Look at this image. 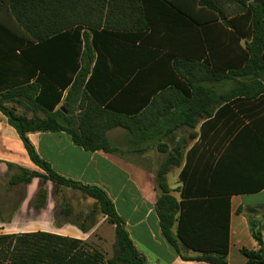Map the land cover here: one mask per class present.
<instances>
[{"label": "trees", "instance_id": "16d2710c", "mask_svg": "<svg viewBox=\"0 0 264 264\" xmlns=\"http://www.w3.org/2000/svg\"><path fill=\"white\" fill-rule=\"evenodd\" d=\"M57 2L61 4L60 0ZM52 4L50 0H9L7 6H3L5 13L25 30L29 42L51 38L68 44L66 82L58 81L65 73L61 75L57 68L54 75L55 69L49 67L47 61L46 65L37 66L43 75H27L24 81H10L0 88V111L17 131L31 161L45 172L20 168V173L10 177L8 182L27 185L38 177L43 183L53 182L56 190L69 186L94 199L88 214L74 224L87 231L94 224L96 213L104 215L114 226L112 253L106 258L80 239L42 231L0 234V264H145V257L133 245L106 191L53 171L38 155L27 135L37 131H64L84 150L113 153L116 148L106 132L114 127L141 136L146 125L144 117L156 114L159 124L149 122L146 126L152 124L158 134L163 130L162 125L169 124L164 130L167 135L181 126L194 128L199 119L209 117L216 106L235 96L254 98L264 93V0H91L90 7L95 9L90 11V16L76 11L65 14L61 10H50ZM120 5L132 9L136 24L131 27L138 33L108 30L113 29L111 13ZM151 5L162 16L167 9L184 17L187 28L184 53L168 52L157 57V52L144 45L120 44L117 37L134 41L142 29L147 28L146 10ZM168 20V37L173 38L172 22L176 21L170 16ZM191 23L202 28L200 45L198 34L189 30ZM209 24L212 29L206 30ZM81 25L85 26L82 31ZM0 29L9 33L2 19ZM64 52L63 49L62 55ZM135 72V75L147 73L160 79L148 106L156 98L171 95L172 111L152 113L147 106L132 114L116 110L117 99L134 85V81H127V76ZM169 73L174 75L171 78L174 81L167 82ZM116 75H122L121 79ZM31 78L34 79L30 81ZM176 78L183 83L175 82ZM226 79H234L235 85L220 91V84ZM115 92L120 94L115 96ZM9 104L22 106L30 115L16 112ZM133 121L140 135L132 130ZM177 156L178 149H172L155 172V187L159 193L154 208L160 231L177 253L180 254L183 247L198 252L195 259L226 264L227 200H177L166 181L170 167L178 163ZM45 200L46 190L40 186L32 205L41 208ZM240 211L238 208L237 212ZM251 235L257 247L243 251L247 257L245 264H264L260 229L251 228Z\"/></svg>", "mask_w": 264, "mask_h": 264}, {"label": "crops", "instance_id": "0c3cea01", "mask_svg": "<svg viewBox=\"0 0 264 264\" xmlns=\"http://www.w3.org/2000/svg\"><path fill=\"white\" fill-rule=\"evenodd\" d=\"M50 1L53 2L50 10H61L65 14L76 11L82 16H90V11L95 9L90 7L91 0H60L61 4L58 0ZM8 2L0 0V19L9 31L7 33L0 29V76L6 75L0 78V88L10 81H24L27 75H43L38 67L46 65L47 61L49 67L55 69L54 75L57 68L61 75L65 73L58 81L66 82L68 44L64 40L51 38L29 42L25 30L10 14L5 13L3 6H7ZM146 14L148 25L142 29L139 38L131 41L127 37H117L120 44L144 45L157 52V57L168 52L176 55L184 53L182 49L185 47L187 30L184 17L167 9L162 16L152 5L148 6ZM169 16L176 21L172 22L175 31L173 38L168 37L169 29L166 28L170 26ZM110 18L113 29L108 30L138 33L131 27L136 20L129 6L116 7ZM80 28L82 31L85 26L81 25ZM205 28L211 30L212 25ZM189 30L194 35L198 34L197 42L200 45L202 28L191 23ZM240 43L242 45V41ZM63 49L64 55L61 53ZM135 74L127 76V81H134V85L117 99L116 110L132 114L147 106L152 113L172 111L171 95L156 98L148 106L160 79L147 73ZM171 74L166 76L167 82L174 81ZM116 76L118 79L122 77ZM234 79L224 80L220 84V91L232 88ZM176 80L183 83L181 79ZM118 94L114 93L115 96ZM155 115L144 117L146 125L149 122L159 124V118ZM146 125L141 136H134L122 127L108 130L107 137L116 148L113 153L84 150L75 145L64 131H37L27 136L38 155L53 171L83 184L97 185L106 191L133 245L145 257V264H211L195 259L198 252L183 247H180V254L188 258L181 257L160 231L154 208L159 193L155 187V172L168 152L177 148L178 163L172 165L166 174L171 193L179 201L227 200L226 264H245L247 257L243 251L257 247L251 228L260 229L264 244V93L254 98L235 96L216 106L209 117L199 119L192 129L181 126L165 135L164 130L169 124L162 125L163 130L158 134L154 132L152 124ZM132 130L140 135L134 121ZM20 168L45 173L31 161L17 131L0 111V234L42 231L86 241L96 228L95 219L87 231H82L74 223L81 222L88 213L80 221L77 218L70 220L66 218L70 214L66 208L64 218H57L55 184L49 180L43 183L38 177L27 185L10 184L8 180L20 173ZM40 186L46 190V200L43 207L36 209L32 204ZM238 208L240 212H237ZM109 225L113 230V243L114 226Z\"/></svg>", "mask_w": 264, "mask_h": 264}, {"label": "rangeland", "instance_id": "374dc122", "mask_svg": "<svg viewBox=\"0 0 264 264\" xmlns=\"http://www.w3.org/2000/svg\"><path fill=\"white\" fill-rule=\"evenodd\" d=\"M16 112H25L24 108L17 104H9ZM30 115V113H27ZM40 115H42L40 113ZM55 203L57 205L56 216L59 219L64 218V212L67 209L70 210V214L66 217L70 220H81V218L90 211L94 199L85 196L80 190L69 187L62 186L54 192ZM55 216V217H56ZM101 213H96L95 219V230L90 235V237L84 241L86 245L95 248L96 250L103 253L107 258L111 256L112 253V241L113 240V230L111 229L110 223L107 222L106 218ZM106 234V235H105ZM107 236V237H106Z\"/></svg>", "mask_w": 264, "mask_h": 264}]
</instances>
